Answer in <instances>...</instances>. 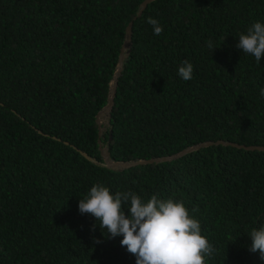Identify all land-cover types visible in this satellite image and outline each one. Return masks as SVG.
I'll list each match as a JSON object with an SVG mask.
<instances>
[{
    "label": "trees",
    "instance_id": "trees-1",
    "mask_svg": "<svg viewBox=\"0 0 264 264\" xmlns=\"http://www.w3.org/2000/svg\"><path fill=\"white\" fill-rule=\"evenodd\" d=\"M144 1L0 0V264H136L123 236L81 214L96 184L182 200L215 249L205 264H264L249 250L264 226V151L215 145L117 171L100 150L128 163L205 142L264 147V58L237 47L264 23V0H155L138 16Z\"/></svg>",
    "mask_w": 264,
    "mask_h": 264
},
{
    "label": "clouds",
    "instance_id": "clouds-1",
    "mask_svg": "<svg viewBox=\"0 0 264 264\" xmlns=\"http://www.w3.org/2000/svg\"><path fill=\"white\" fill-rule=\"evenodd\" d=\"M147 23L155 35L163 32L156 19L149 17ZM207 46L213 48L212 42ZM237 47L259 63L264 58V23L255 22L247 34H241ZM178 75L185 81L191 80L193 64L183 61ZM260 95L264 97V89ZM79 210L81 214L93 215L106 237L123 236L121 245L136 256V264H205V258L215 252L208 238L202 235L200 221L190 215L182 200L153 195L145 202L135 192L118 191L113 195L108 187L96 184L80 199ZM250 238L249 250L258 251L264 259V226L253 229Z\"/></svg>",
    "mask_w": 264,
    "mask_h": 264
},
{
    "label": "water",
    "instance_id": "water-1",
    "mask_svg": "<svg viewBox=\"0 0 264 264\" xmlns=\"http://www.w3.org/2000/svg\"><path fill=\"white\" fill-rule=\"evenodd\" d=\"M155 0H145L142 4L141 10L138 13V16H141L143 11L148 7L149 4L153 3ZM134 23L131 22L129 24V26L126 29V37H125V43L123 46V49L121 51L120 57H119V65H118V69L116 71V75L115 78L112 82V87H111V94L109 96V100H108V104L99 112V114L97 115V124L99 125V136L101 138V136L103 135L102 132V128H101V116L102 115H109L110 117V113L113 109L114 106V101L116 98V94H117V86H118V78L123 70L124 67V59L126 57V54L129 51V48L131 46V40H132V28H133ZM111 139V138H110ZM111 141V140H110ZM215 145H229L235 148H239V149H245L248 151H264V147H258V146H246V145H239V144H234V143H227V142H223V141H218V142H205V143H201L199 145H194L188 149H185L175 155L172 156H167V157H163V158H158V159H151V160H141V161H137V162H128V163H124V162H115L111 159V154L110 151L108 149V147H103L102 145L100 146V150H101V155L103 157L104 160V166L108 167L110 169L113 170H117V171H122V170H126L129 169L131 167L134 166H138V165H149V164H160V163H165V162H171L174 160H178L181 159L183 157H185L188 154H191L193 152L199 151L203 148H208V147H212ZM89 160H91V158H89L86 154H84Z\"/></svg>",
    "mask_w": 264,
    "mask_h": 264
},
{
    "label": "rangeland",
    "instance_id": "rangeland-1",
    "mask_svg": "<svg viewBox=\"0 0 264 264\" xmlns=\"http://www.w3.org/2000/svg\"><path fill=\"white\" fill-rule=\"evenodd\" d=\"M109 119H110L109 115L105 114L101 116V128H102L103 134L109 128Z\"/></svg>",
    "mask_w": 264,
    "mask_h": 264
}]
</instances>
